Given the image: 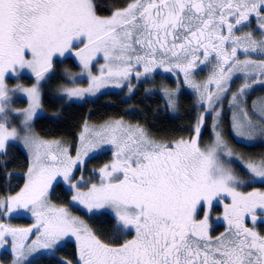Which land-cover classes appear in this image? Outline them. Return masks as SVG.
I'll return each mask as SVG.
<instances>
[{
	"label": "snow or ice",
	"instance_id": "snow-or-ice-1",
	"mask_svg": "<svg viewBox=\"0 0 264 264\" xmlns=\"http://www.w3.org/2000/svg\"><path fill=\"white\" fill-rule=\"evenodd\" d=\"M102 4L0 0V155L17 141L29 155L23 187L0 199V249L10 245L12 264H36L40 257L29 261L32 253L69 240L76 264H264V233L257 231L264 226V160H233L221 128L223 97L231 95L233 137H264V100L254 102L250 114L242 99L254 84L264 85V0H124L122 6L104 5L112 10L100 15ZM252 22L255 32L245 31ZM65 57L75 58L88 82L86 88L64 89L69 100L109 85L126 84L131 93L133 76L139 83L154 80L158 71L177 77L178 92L182 75L201 105L193 135L157 139L120 120L99 128L85 124L75 157L69 146L42 140L32 131L42 82L53 78L54 64ZM201 65L212 71L197 83ZM25 71L34 84L10 88L8 81ZM237 74L244 82L233 93ZM163 92L175 111L176 93ZM15 93L26 97V108L13 107ZM209 117L212 139L202 144ZM102 149L111 151L112 160L98 170L97 182L83 175L77 181L74 171L82 172L86 158ZM233 165L245 170L247 180ZM58 178L74 191L75 204L109 218L110 239L51 202ZM221 206L215 222L225 228L213 235V215ZM13 214H30L33 223L20 228L4 222Z\"/></svg>",
	"mask_w": 264,
	"mask_h": 264
},
{
	"label": "trees",
	"instance_id": "trees-1",
	"mask_svg": "<svg viewBox=\"0 0 264 264\" xmlns=\"http://www.w3.org/2000/svg\"><path fill=\"white\" fill-rule=\"evenodd\" d=\"M123 3L124 0H103L99 14H110L112 9L104 5L122 6ZM255 29L256 24L254 25V31ZM258 35L256 33V36ZM206 66L211 65L201 67ZM78 69L74 61L69 58L54 64L53 78L44 85L42 90V106L45 114L34 125L40 137L54 139L75 147L85 124L99 125L106 121L118 119L131 125L144 127L157 139L189 138L193 135V125L201 105L198 103L197 94L183 84V79H180L182 89L176 96L177 106L175 111L168 106L162 89V85H167L169 87L165 88L170 91L172 85L155 76L154 80L149 78L147 83L139 85L130 94H127L125 90L102 91L96 97L87 99L82 104L68 103L66 102L67 99L59 94V89L70 84L68 76L78 71ZM205 70L208 69L202 68L199 71L200 74ZM200 74L199 76L202 79ZM210 124L211 117L206 120L205 127L202 130V144L211 142ZM221 128L225 140L232 147L235 154L243 157L246 161L253 162H257L259 158H264V139L261 138V141L257 143L246 145L233 137L231 133V112L224 111L222 113ZM110 161L111 154L109 152L88 158L84 165L85 177L91 171H97L98 173V170ZM28 166L29 158L27 154L15 145H9L7 155H0V199L15 194L23 187ZM234 170L239 174L243 168L234 165ZM79 174L80 170H76L75 177L77 178ZM241 176L247 177L245 172ZM97 179H92V182H97ZM72 193L73 191L68 184L64 183L63 180H58L53 184L50 191L51 202L60 205V207H68ZM74 212L78 213L79 217L84 218L93 230L106 239H110L114 235V224L109 221L107 216L94 214L89 217L78 208H75ZM13 221L26 225L32 224L31 220L26 218L13 219ZM69 261L76 264V248L73 243H66L65 246L58 249L56 254L40 256L36 264H67Z\"/></svg>",
	"mask_w": 264,
	"mask_h": 264
},
{
	"label": "rangeland",
	"instance_id": "rangeland-1",
	"mask_svg": "<svg viewBox=\"0 0 264 264\" xmlns=\"http://www.w3.org/2000/svg\"><path fill=\"white\" fill-rule=\"evenodd\" d=\"M254 25H255V23L252 22V23H251V27H250V28H246L245 31H249V30H251V31L255 32V31H254ZM257 38H259V35L257 36ZM68 58L71 59V60H73L74 63L78 66L79 69H78V71H76V72H74V73H71V74L68 76V82H69L70 84H69V85H66V86H63V88L59 89V94L67 99L66 102H68V103L82 104V103H84L87 99H90V98H94V97H96L97 95H99L100 93H102V91L109 92V91H121V90H125V92H126L127 94H130V92H129V90H128V87H127L126 84H125V86H123V87H121V88H115V87L109 85L108 87L101 89V90H100L98 93H96L94 96H93V95H86L85 98H84L83 100H79V99H77V98H72L71 100H69V99L66 97V95H65L64 89L71 88V87L86 88V87L88 86V82H87V76H86V75H85V76H81V75H80L81 68H80L78 62L75 60L74 57L60 58V61H64L65 59H68ZM241 58H243V57H241ZM97 68H98V66H97ZM203 68H206V67H203ZM200 70H201V69H198V73H197V72L195 73V80H196L197 83H202V82L206 81V80L208 79V77L211 75L212 68H211V66H209V71H210V72H209L208 70H205L204 72H201V74H200V72H199ZM94 71H95V69H94ZM199 74L202 75V79L200 78ZM50 75H52V73H51ZM70 76L72 77L71 79L69 78ZM154 76H155V77H158V78H160V79H164V82H167V84H171L172 87H170V89H171L170 92H174V93L176 92V96L178 95V93L181 92V89H182V85H181V83H180V86H179V91H178V92L176 91V90H177V77H174V76H172V75L169 74V73H162V72H158V73H157L156 75H154ZM179 79H183L182 75L180 76ZM148 80H149V79H148ZM148 80H147V81H148ZM147 81H145L144 78H141L140 82L137 83V82H136V78L133 76V77H132V85H133V87H132V91H133L135 88H137L139 85H141V84H143V83H147ZM34 82H35V78H34V76H32V74H31L30 72L25 71V72L21 73V76H20L19 79H17V78H13V79L9 80V81H8V85H9L10 88H14V87L16 86L17 83H20V84H22L24 87H31V86L34 84ZM48 82H50V80H47V81H45V82H42V87H41V109L39 110V115H38V117H37V118H34V120L32 121V124H33L32 131H33V132H34L39 138H41V139L44 140V141H57V140H54V139H44V138L40 137V136L37 134V132H36V130H35V127H34L35 122H36L40 117L44 116V114H45V113H44V110H43V106H42V90H43L44 85L47 84ZM243 82H244V81H243L242 74L234 75V76H233V80H232V82H231V83H232V86L230 85V87H231V92H233V93L237 92V91L239 90V88L241 87V85L243 84ZM165 87H169V86H167V85H166V86H165V85H162V89H164ZM190 89H191V88H190ZM191 90H193V89H191ZM132 91H131V92H132ZM193 91H194V90H193ZM194 92H195V91H194ZM246 92H247V94H246L242 99H243L244 103L246 104L249 113L251 114L253 103H254V102H257V101H260V100H264V85L254 84V85L252 86V88L246 90ZM230 100H231V95H226L225 97H223L221 113H223L224 111L232 112V109H230V107H229V102H230ZM13 107H14V108H17V109H23V108H26V107H27V99H26V97L23 96L22 93H15V94L13 95ZM221 116H222V115H221ZM224 118H225V117H224ZM118 120H119V119H118ZM114 121H117V120H114ZM120 121H122V120H120ZM11 122H12V124H13L14 126H18V125H19V120H12ZM107 122H110V121H106V122H104V123H102V124H99V125L87 124V126H88L89 128H99L100 126L105 125ZM123 122H125V121H123ZM125 123L131 125L130 123H127V122H125ZM83 131H84V127H83L81 133H82ZM231 133H232V132H231ZM21 135H23L22 132H21ZM80 135H81V134H80ZM232 135H233V133H232ZM261 138H262V140L264 139V137L257 136L255 139H253V140H251V141H243V143H245L246 145H248V144H254V143H257V142L261 141V140H260ZM236 140H237V139H236ZM238 141H239V140H238ZM59 142H61V141H59ZM240 142H242V141H240ZM227 143H228V142H227ZM61 144H62V145H65V146H69V151H70L71 155H72L73 157H75L76 149H77L78 144H79V138H78L77 145H76L75 147H73V146H71V145H69V144H66V143H64V142H61ZM9 145H15V146L19 147L20 149H22V150L27 154V156H28V158H29V155H28L27 150L22 146V144H21L19 141H17V142H9ZM228 145H229V144H228ZM229 147H230V145H229ZM230 148L232 149V147H230ZM232 151H233V150H232ZM105 152H110V153H111L110 150H103V149H102V150H100L99 152L91 153V154L89 155V157L86 158V161H87V159L90 158V157L93 158V157H95V156H97V155H100V154H102V153H105ZM233 152H234V151H233ZM234 153H235V152H234ZM237 157H240V156H238L237 154H235V156H234L232 159L235 160ZM111 158H112V153H111ZM243 160L246 161L244 158H243ZM261 160H264V158H259L258 161H257L256 163H259ZM86 161H85V162H86ZM233 167H234V166H233ZM244 172H245V170L243 169V170H241V171L239 172L238 175L241 176V174L244 173ZM75 174H76V171H75ZM75 174L73 173L74 176H75ZM81 175L84 176V180H85V181H87V180H89V179L92 180V179H96V178H98V173H97V171H96V172L91 171V172L87 175V177H85V166L83 167L82 172L80 171V174L77 176V178H76L77 181L80 179ZM241 178L247 180L248 177H242V176H241ZM58 180H62V179H59V178H58ZM59 182H62V181H59ZM74 182H75V181H74ZM253 187H260V186H259V184L257 183V184H255V185H253V186H251V187H246L245 190H247V191H251V190L253 189ZM71 190H72V189H71ZM72 191H73V190H72ZM73 194H74V191H73L72 195H73ZM50 196H51V194H50ZM52 203H53V202H52ZM53 204L56 205V206H58V207H60V205H57V204H55V203H53ZM67 206H68V207H66V208H68L69 211H71L72 214H73L74 216H78V217H79L78 213L74 212V209H75V208L80 209V210L83 211L85 214H87L89 217H91L92 215H94V214H89V213H87V210L84 209L82 205L75 204V203L72 201V196L70 197V200H69V203H68ZM221 207H222V206H221ZM19 218H26V219H29V220H31L32 223H33V218L30 216V214H25V215H23V216H17L16 214H13L12 217H6V219H5V220L3 219V220H4V222L11 223L14 227L27 228V227H30V226H31V224H30V225H26V224H21V223H17V222H15V221H13V219H19ZM80 218H81V217H80ZM81 219L85 221L84 218H81ZM213 221H214V223H213L212 234H213V235H219L221 232L224 231L225 226H224V224H223L222 222H221V223H216V222H215V218L213 219ZM85 222H86V221H85ZM86 223H87V222H86ZM87 224H88V223H87ZM88 225H89V224H88ZM248 226L251 227L252 225L249 224ZM258 227H259V226H258ZM263 233H264V232H263ZM31 238H34V237H30V239H31ZM69 241H71V240H69ZM66 242H68V241H66ZM63 243H64V242H63ZM65 244H66V243H65ZM65 244H64V245H65ZM62 246H63V244L60 245V246H58L56 250L41 249L39 252L32 253V255L29 257V261H31L34 257H40V256H47V255H53V254H56L57 251H58V249H59L60 247H62ZM12 261H13V255H12V253H11L10 245H5L4 248L0 249V264H12ZM26 264H27V262H26Z\"/></svg>",
	"mask_w": 264,
	"mask_h": 264
}]
</instances>
